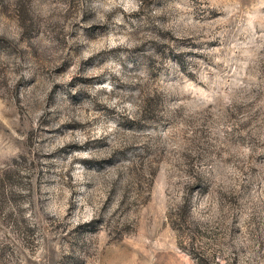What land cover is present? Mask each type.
<instances>
[{
    "label": "rangeland",
    "instance_id": "rangeland-1",
    "mask_svg": "<svg viewBox=\"0 0 264 264\" xmlns=\"http://www.w3.org/2000/svg\"><path fill=\"white\" fill-rule=\"evenodd\" d=\"M0 264H264V0H0Z\"/></svg>",
    "mask_w": 264,
    "mask_h": 264
}]
</instances>
